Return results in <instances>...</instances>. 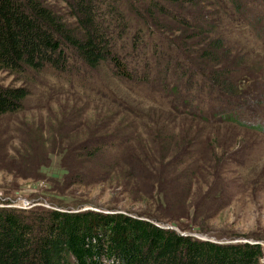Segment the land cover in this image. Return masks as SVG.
Instances as JSON below:
<instances>
[{
  "label": "trees",
  "instance_id": "obj_1",
  "mask_svg": "<svg viewBox=\"0 0 264 264\" xmlns=\"http://www.w3.org/2000/svg\"><path fill=\"white\" fill-rule=\"evenodd\" d=\"M60 1L74 23L45 0H0V70L19 79L41 77L50 71L74 77L84 86L86 81L105 80L108 69L109 77L119 82L139 85L155 80L169 95V100L150 97L148 104L128 99L126 102L106 94L102 85L93 95H83L92 103L117 109L139 125L151 122V138L142 143L138 152L134 147L138 138L124 132L121 123L110 130L107 119L90 122L81 133L75 127L76 121H69L62 125L64 133L57 138L50 136L49 130L31 124L26 131L28 147L33 145L44 153L56 142H67L70 164L89 163L109 174L94 180L93 175L69 164L67 179L73 185L100 183L114 173L119 178L117 173L128 168L129 176L141 177L148 185L159 184L163 192L185 188L182 182L189 180L187 169L204 155L195 148V138L169 134L167 128L149 117L150 111L196 120L210 128L234 123L264 133L259 104L255 110L248 107L252 99L246 101L250 96H245L240 87L239 72L245 63L233 62L227 56L222 25L224 28L228 7L223 0ZM230 1L243 10L239 0ZM127 45L134 57L136 53L145 56L150 52L158 60V78L147 57L139 66L138 61L133 62L123 53ZM167 69L173 70V79ZM187 77L186 83L200 78L194 82L199 83L198 91L194 83L189 87L188 108L175 104L171 96L178 87L170 88L172 82L178 85ZM31 95L27 87L0 85V118L25 113ZM244 113L251 117L245 118ZM128 127L129 124L124 126ZM27 154L22 156L24 161L32 156ZM127 154L131 158L123 162ZM225 157L219 159L223 164L232 159ZM10 161L16 163L14 159ZM39 165L46 166L36 164ZM217 165L215 161L213 166ZM21 166L23 170L30 167ZM184 169L182 175H172ZM128 185L133 189L131 183ZM8 198L0 199V264H264L262 240L232 235L225 237L229 241H220L223 236L213 234L198 217L191 219L196 225L199 222L198 231L187 232L181 226L165 227L172 223L153 213L103 207L87 200L58 199L49 207L37 201L39 205L24 209L15 206L13 197ZM208 198L214 197H202L199 205ZM200 214L204 216L203 210ZM194 234L213 236L215 240Z\"/></svg>",
  "mask_w": 264,
  "mask_h": 264
},
{
  "label": "rangeland",
  "instance_id": "obj_2",
  "mask_svg": "<svg viewBox=\"0 0 264 264\" xmlns=\"http://www.w3.org/2000/svg\"><path fill=\"white\" fill-rule=\"evenodd\" d=\"M45 1L66 20L74 23L64 2ZM223 3L228 7L224 28L222 25V33L227 39L225 45L227 56L230 55L235 60L233 62L245 63L239 72L240 87L244 90L245 96H250L245 100L252 99L247 106L254 109L259 104L260 114L264 119V0H239L238 3L243 10H238L230 0H223ZM122 51L130 56L133 62L138 61L139 66H143L147 57L152 66V73L155 78L157 77L158 60L150 52H146L145 56L136 53L134 57L129 54L131 50L128 45ZM167 70L170 71V79H173L171 78L173 70ZM105 73H107L105 80L98 79L99 82L96 83L86 81L82 86L74 77L52 74L50 71L41 77L19 79L0 70L1 86L27 87L32 91L26 102L25 113L16 117L0 118V199L7 200L6 198L11 196L15 206L24 209L39 205L37 201L49 207L51 203H57L58 199L65 202L87 200L103 207L153 213L160 216L163 221L172 223L165 224V227L179 229L181 226L187 229V232L198 231L199 222L196 225L191 220L198 217L196 219L204 222L206 228L213 234L223 236L220 241H229L226 236H249L262 240L264 246V133L261 131L247 129L234 123L210 128L196 120L176 118L163 111H150L149 117L158 125L167 128L169 134L195 138L193 143L198 142L194 144L195 148L200 149L204 155L198 162L193 163L194 167L187 169L189 180L182 182L185 188H177L178 190L174 188L175 191H172L165 184L168 188L166 192H163L159 184L148 185L145 181L143 183L144 179L141 177L137 176L134 179L129 176L128 168L117 173L119 178H116L114 173L100 183L73 185L69 178L67 179L70 161L66 156V148L69 143L64 142L60 145L56 142L55 145L48 146L44 153H39L33 145L28 147L26 131L31 124L45 131L49 130V135L52 137L55 135L57 138L58 134L64 133L61 130L62 125L69 124V121H76L74 123L78 125L75 127L81 133L87 130L90 122L107 119V124L111 125L110 130L121 123L124 132L138 138L134 147L137 152L140 151L142 143L151 138L153 130L148 126L151 122L146 121L139 125L117 109L105 104L92 103L83 95L87 93L93 95V91L96 92L97 87L101 85L102 90L106 89V94L109 96L114 94L126 102L132 100L148 104L147 99L150 97L162 99L165 97L169 100V95L163 92L155 80L150 84L136 85L111 79L108 69ZM187 80L189 77L178 85L172 82L170 88L173 85L178 87L177 92L171 96L175 104L188 108L191 99L189 87L195 85L198 91L199 83L194 82H199L200 78L192 80L194 85H191L193 84L191 82L186 83ZM257 93L260 94L259 97L256 96ZM245 115V118L251 117L250 113ZM127 124L130 129L124 128ZM28 152L32 153V156L24 161L22 156L28 157ZM225 156L232 159L223 164L219 159ZM130 158L131 156L127 154L123 162ZM12 159L16 163L13 164L10 161ZM215 161L218 163L216 167L213 166ZM79 163L70 165L93 175L94 180L100 181L103 175H109L104 174L106 171L101 167L85 162H82L83 165ZM36 164L46 166L38 167ZM21 165L30 167L23 170ZM191 170L195 171L190 172ZM184 171L186 169L172 175L180 176ZM128 183H131L133 189ZM188 193L189 199L185 196ZM209 194L214 198L205 199V204L199 205L202 197ZM213 202L214 204H211ZM201 210L204 216L201 214L198 216ZM194 235L202 239L215 240L213 236Z\"/></svg>",
  "mask_w": 264,
  "mask_h": 264
},
{
  "label": "water",
  "instance_id": "obj_3",
  "mask_svg": "<svg viewBox=\"0 0 264 264\" xmlns=\"http://www.w3.org/2000/svg\"><path fill=\"white\" fill-rule=\"evenodd\" d=\"M204 240H206V239H204Z\"/></svg>",
  "mask_w": 264,
  "mask_h": 264
}]
</instances>
